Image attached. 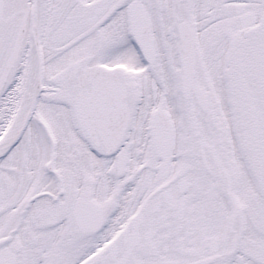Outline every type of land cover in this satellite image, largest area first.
Segmentation results:
<instances>
[{
	"label": "snow or ice",
	"instance_id": "6c2138e0",
	"mask_svg": "<svg viewBox=\"0 0 264 264\" xmlns=\"http://www.w3.org/2000/svg\"><path fill=\"white\" fill-rule=\"evenodd\" d=\"M0 264H264V0H0Z\"/></svg>",
	"mask_w": 264,
	"mask_h": 264
}]
</instances>
